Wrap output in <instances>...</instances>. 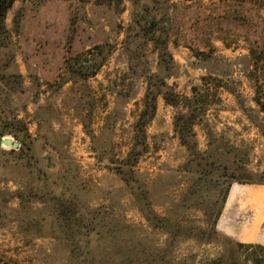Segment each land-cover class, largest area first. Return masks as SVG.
Returning <instances> with one entry per match:
<instances>
[{
    "label": "rangeland",
    "instance_id": "374dc122",
    "mask_svg": "<svg viewBox=\"0 0 264 264\" xmlns=\"http://www.w3.org/2000/svg\"><path fill=\"white\" fill-rule=\"evenodd\" d=\"M3 27L0 264H264L217 230L264 183V0H16ZM151 77L177 104L140 127Z\"/></svg>",
    "mask_w": 264,
    "mask_h": 264
},
{
    "label": "crops",
    "instance_id": "0c3cea01",
    "mask_svg": "<svg viewBox=\"0 0 264 264\" xmlns=\"http://www.w3.org/2000/svg\"><path fill=\"white\" fill-rule=\"evenodd\" d=\"M217 230L231 239L264 249V183H233L217 221Z\"/></svg>",
    "mask_w": 264,
    "mask_h": 264
},
{
    "label": "trees",
    "instance_id": "16d2710c",
    "mask_svg": "<svg viewBox=\"0 0 264 264\" xmlns=\"http://www.w3.org/2000/svg\"><path fill=\"white\" fill-rule=\"evenodd\" d=\"M14 1L16 0H0V30L4 29L3 27V21L5 18V15L7 13V11L11 8V6L13 5ZM151 78H149L148 86L146 89V93H145V98H144V109L142 110L139 119L137 120V123L140 127L145 126L154 116L155 114V110H156V98L158 95H162L164 100L171 105H176L177 104V98L174 97L172 98V94H166V91L164 92V90L162 91L161 86L165 85V83L162 81L160 84H155V83H151L150 81ZM153 86H156L155 88L152 89ZM167 89V87H166ZM188 108L187 110L189 112H187V114H180L175 118V122H174V126L176 131L180 134V138L181 141L183 143H186L185 140V133L186 130L188 131V129H191V120L194 118L195 113L194 111L198 109V106L193 107V109L191 108L190 105H187ZM4 133H11L13 134V136L15 137H19L18 134H16V132H13L12 130H8V131H4L0 133V136L4 135ZM22 148V147H20Z\"/></svg>",
    "mask_w": 264,
    "mask_h": 264
},
{
    "label": "water",
    "instance_id": "95a60500",
    "mask_svg": "<svg viewBox=\"0 0 264 264\" xmlns=\"http://www.w3.org/2000/svg\"><path fill=\"white\" fill-rule=\"evenodd\" d=\"M1 142L4 144V145H7V146H12V147H17V142H12V140L8 137L6 138H2L1 139Z\"/></svg>",
    "mask_w": 264,
    "mask_h": 264
}]
</instances>
